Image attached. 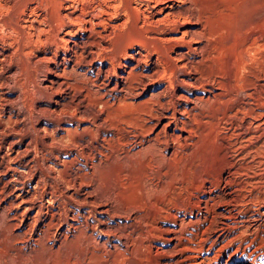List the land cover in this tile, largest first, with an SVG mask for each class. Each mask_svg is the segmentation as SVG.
<instances>
[{
    "label": "bare ground",
    "instance_id": "1",
    "mask_svg": "<svg viewBox=\"0 0 264 264\" xmlns=\"http://www.w3.org/2000/svg\"><path fill=\"white\" fill-rule=\"evenodd\" d=\"M114 1L115 3L107 5L115 8L113 12L100 3L80 7L73 3L75 5H71L72 9H70L68 5L60 1L58 10L54 12L51 9L52 12L47 14L38 13L34 6L29 7L28 18H22L25 24L20 19V13L25 12L20 5L22 1L14 4L10 1V4L0 5L6 12L0 16V191L4 192V196L2 195L4 204L1 209L6 214V218H0V264H32L31 261L36 252L47 251L48 255L56 254L57 256V251H63L72 241L68 237L72 231L77 232L75 234L77 237H72L76 240H85L89 249L90 247L104 249L102 236L108 239L113 237L118 240L116 242L118 245H121V241L124 240L136 246L137 238L134 231H137V227H140L142 222L146 223L148 215L141 212L139 207L114 203L117 200L115 193L118 191L115 189L117 187H114L115 183L107 185L108 188H102L103 191H101L102 156L121 161L144 154L153 162V165H156L155 168L150 167L151 170L146 172L148 186L156 189L159 180L163 176L166 177L163 173L165 171L161 172L160 167L170 158L167 150L172 149L175 152L182 149L185 146V140L196 131L194 122L196 123L198 119L194 120L200 111L199 102L208 101L211 96L218 97L223 93H220L223 87L229 88V82L228 86H225L223 80L216 81L214 73L217 70L212 73L211 48L214 49L216 45L214 43V46L210 48L209 39L212 32L204 25V22L202 24L203 11L200 12L202 15L199 13L197 15L195 12L197 8L198 10L201 8L200 0ZM121 9L123 10L121 25L128 22L138 24L139 20L142 22L138 24L140 29L135 31L136 34L133 33V36H130L129 33V38L126 39L119 37L125 36L128 30L125 32L119 27L120 29L115 32L118 25L110 22ZM104 12L107 15H103ZM5 27L14 28L17 35L29 37L28 43L31 42L32 33L37 31L38 35L36 34V38H33L42 44L44 53L37 56L35 60L37 63L52 62L51 66H47L48 72L51 73L49 87L52 94L53 92L63 94L70 92V88L75 89L74 99L67 101L62 97L65 100L63 103L59 102L52 108L49 105L42 108L41 116H37L31 125L25 121L27 120L25 113L20 109L19 90L12 89L11 85L17 73V67L12 64L17 60L16 57L18 58L22 49L15 45L18 40L10 39L11 37L4 31ZM86 31L87 36L80 34ZM135 46L138 48L132 51ZM60 53L63 55L59 56ZM214 54L216 56V53ZM95 62H99V65L93 70L94 67L90 65ZM79 66H87V68L85 67V71L80 73L77 70ZM247 80L250 84V79ZM156 85L159 88L151 93L152 97L142 101L145 108L141 114L127 118L118 113L127 99H135L140 96L143 89ZM228 88L225 90L229 91ZM252 92L259 95L261 89ZM236 100L238 102L239 99ZM243 107L245 112L252 114L254 106L251 107L248 103ZM261 113L255 111L251 121L250 119L244 121V117L233 119L231 133L227 137L234 140L232 139L229 143L232 145L235 141L240 149L246 145V141L251 142L260 138L264 134L259 131L262 124L260 120L263 114ZM8 122L12 124L10 133L6 131ZM234 143L233 145L236 144ZM7 148L14 151L13 157L9 156ZM260 148H256L257 155H263L261 152L263 150ZM245 149L244 147V151ZM225 161L220 174L215 176L213 170L207 173L206 177L202 176V180H199L201 183L194 186V189L197 186V189L202 188L201 191H203L202 198L196 202L197 214L199 213V217L202 216L201 219L208 218L209 210L220 198H223L220 204H225L224 210L215 213L225 216L226 219L219 224L221 232L212 239L213 245L221 237H225L228 243V241L245 239L249 235L256 239V235L264 231V206L260 207L261 203H264V187L263 190L256 191V195H252V198L248 199L250 201L246 202L247 200L238 194V191L242 189L240 182L236 181L237 173H240V164L238 165L236 158ZM25 172L29 175L27 180L24 178ZM31 180L35 183L33 186H31ZM38 188H41L42 195L46 193L53 203L57 202L58 209L51 207L47 220H39L38 214L41 212V207L36 208L38 210H35L31 224L30 221H25V217L35 206L30 193L37 191ZM114 189L117 191L115 192ZM177 199L171 200V208L175 210L182 208L180 200ZM249 204H253L254 207H249ZM156 207L158 210H155L158 213L156 216H153L155 213L152 215L155 221L159 218L158 214L160 215L166 209L168 212H164L165 217L173 219L174 224L167 226L166 229L172 234L169 238L172 241V249L178 252V249L174 247L180 244L183 218L169 211L170 206L165 207L164 204L158 203ZM1 214V216L4 215V213ZM88 217L94 221L95 224L92 223L94 225H91ZM115 218L117 220L110 224V220ZM37 220L39 225L36 236L33 237V234L29 236L32 240H36L39 247H35V243L26 236L29 230H34L33 226ZM63 226L67 228L61 232L62 237L59 238L56 234L53 238L55 235L53 229L63 231ZM147 232L146 235H148ZM55 240L59 241L57 248L53 247ZM27 248H29L28 251ZM172 249L169 250L172 251ZM219 249H221L220 246ZM86 250V253L89 252L87 248ZM95 250L94 253H96ZM82 257L84 261L86 256L82 255ZM209 257L207 262L212 264L211 259L214 256ZM43 264H49V261ZM51 264L55 263L51 262ZM261 264H264V261Z\"/></svg>",
    "mask_w": 264,
    "mask_h": 264
},
{
    "label": "rangeland",
    "instance_id": "2",
    "mask_svg": "<svg viewBox=\"0 0 264 264\" xmlns=\"http://www.w3.org/2000/svg\"><path fill=\"white\" fill-rule=\"evenodd\" d=\"M10 1L12 2V0H0L1 3L0 5H2V3L10 4L11 3ZM20 1L23 2L24 0H15V2L13 1L11 4ZM55 1L56 0H51V1L25 0L23 3L20 2V5L22 6V8H24L25 11L23 13L22 12L20 13L21 22L24 24L26 23L25 21H22V18L23 19L28 18L27 16H29V12H30L29 10L33 6L34 8H36L38 13L47 14L52 12L51 9L53 11L58 10L57 8L60 7L59 4L60 1H62L64 5L66 6L68 5L70 9H72L71 5H75V4L78 7H80L86 5L94 6L97 3L107 6L108 3H112V4L115 3L114 0H110V1L77 0L78 2L75 0H57L58 2ZM50 4L51 6H49ZM200 4H201L200 6L201 8H199V10L197 8L195 12L196 14L199 13L200 15H202V13L204 14V17L202 16L203 17L202 24L205 23L204 25H206L207 28H210L212 32L210 33L211 37L209 39L210 48L212 47V45L214 46V43L216 45L213 47L215 50L211 48V54L213 53L211 55V60H213V62L210 63L211 62L210 61L209 63L213 68L212 73H214L217 70L214 73V77L216 81L222 82L223 80V83L225 82L224 84H226L225 86H228V82L230 83L229 88L225 87L228 88L229 91L225 90V88L223 87L222 90L220 91V93L222 92L223 93L218 97L211 96V98L213 99L210 98L209 99L210 102L209 100L200 101L201 103L199 102L200 111L197 115V118L194 120L196 121L198 119L196 123L194 122L196 131L191 136L189 135V137L185 140V146H183L182 149L180 148L175 152L172 149L167 150V155L170 156V158L169 160H167V162H164V164H162L161 167L159 166L161 168V169L159 168L161 172L165 171L163 173H165L164 175L166 177L163 176L164 181L162 180L163 177L162 179L159 180L160 182L159 185L156 187V189L148 186L149 183L147 182L148 179L146 173L147 170L149 169L151 170L150 167L155 168L156 165L155 164L153 165V162L150 161V159L144 154L139 156H133L127 160H121V161L115 159H107L106 157L102 156L103 166L100 175L103 184L101 185V191H103V189L105 188H108L106 187L107 185L109 186L111 183L112 184L115 183L116 186L114 185L112 186L117 187L115 189H117L118 191L115 189L114 191L115 192L117 191L118 194L117 192L115 193L117 196L116 197L117 200L114 203L129 204L132 206L139 207L141 212H144L146 213V215H148L146 221L147 224L142 222V225L140 227H137V231L136 230L134 231L137 238L136 239L137 245L136 246L135 244L131 245L132 243L129 242L126 243L124 240L121 241L122 244L119 241V244L121 245H118L116 243L118 240L114 239L113 237L108 239L106 236H102V239L104 240L103 241L104 249L100 250L98 249V247H93V248L90 247L89 249V246L87 245L85 240L74 239L77 237V236L75 237V234L77 232L72 231L68 234V237L72 239V241L70 242L72 244L70 243L67 244V247H65L63 251L62 250L57 251L58 252L57 256H55L56 254L48 255L47 251L36 252L32 258L31 261L32 264H43L46 263L47 260L49 261V264H51V262L55 264L57 263L58 264H68V263L69 264H88V263L89 264H206L208 256H210L209 258H212L214 256V258L211 259L212 264L213 263L214 264L263 263L264 231H260L256 235V239H253L252 236L249 235L245 239H238V240H234L233 242L228 241V243H226L227 242L226 238L221 237L218 239L215 245L211 243L212 239H215V236L218 234V232H221L219 224L222 223L224 219H226L225 216H221V215L219 216L218 214L215 213L220 212L222 209L224 210L225 204L224 203L223 205L220 204L221 203L220 200L223 199L220 198L217 201V203L209 210L208 218H207L208 220L203 218L202 220L201 219L202 216L200 215L199 217L198 215L199 213L197 214L198 208L196 202L197 200L202 198L203 191H201L202 188L197 189V186L194 189V186L197 183H201L199 180H202V176L206 177V175H208L213 170H214L213 174L215 173L214 174L215 176L220 174L222 172V168H223L222 166H224L226 159L228 161V160H233V158H236L238 165L240 164L239 165L240 173H237V176L235 174V176L237 179L236 181L240 182L242 188L240 191H238V194L242 195L243 199H246L247 200L246 202H248L250 201L248 199L252 198V195H256L255 194L256 191L259 192L261 191V189L263 190L264 134L257 140L254 139L255 141L254 140L251 141L253 143L249 142L250 140L246 141L247 142L246 145H248V147L244 145L243 147H240V149L235 141L234 142L236 144L233 142L235 145H233V143L232 145L229 143L233 138H228L227 135L231 133V127H232L231 123L233 119H240L244 117V121H248L249 119H250L249 121H251L253 120L254 117L253 113H255V111H260V113L264 111V89H263L264 88V78H263L264 77V0H200ZM53 6L54 8H51ZM110 7H108L109 10L113 12L115 8L112 6ZM0 8L4 11L3 12L0 9V16L1 15L3 16L6 13L5 9L2 8L1 6ZM201 11L203 12L200 13ZM122 12L123 10L121 9L119 14H117V16H114L110 22L118 25V27L115 29V32H117L120 28L122 31L123 30H125V32L127 30L129 31V32L127 31L126 33L124 32L125 36L119 37V38L123 37L126 39L129 38L128 37L129 33L130 36H133V33L136 34L135 31H137V29H140L138 24L140 25V23L142 22L139 20L138 24L133 22H128L125 25H121ZM102 14L107 15V13L105 12ZM4 31L7 33V35H9V37H11L10 38L11 40L12 39L15 41L18 40V42L15 43V45H18V47L23 50L19 52L18 58L16 57L17 60L14 61L12 64L13 66L17 67V73L15 75V80L14 82L11 83V85H12V89L19 90L20 109L23 111V113H25V118H27V120L24 118L25 121H27V123L31 125L37 116H41L40 110L42 108L47 107L48 105L51 106L52 108L53 106L58 105L59 102L63 103V101L65 100L69 101L71 99H74L76 94L74 92L75 89L70 88L69 90L70 92L67 91L63 94L56 92H53V94L51 93L49 87L50 85L49 78H51V73L48 72L47 66L48 65L51 66L52 62L44 61L41 63H37V61L35 60L37 56H41L44 53L42 52L44 51L42 44H40L39 41L34 40V38H36V36L38 35L36 33L37 31L32 33L30 43H28L29 37H27L26 35H17V31L14 28L9 29V27H5ZM81 33L87 36L88 32L87 31L80 32V34ZM12 35L14 38L12 37ZM16 37L17 39H15ZM211 38L213 41L211 40ZM136 48L138 47L135 46L134 48H132V51H135ZM214 53H216V56ZM62 55L63 53L59 54V56ZM34 61L36 62L34 63ZM32 62L34 63V65ZM98 65L99 62H95L90 66H92V68L94 67L93 70H95ZM85 67L87 68V66H79L77 70L80 73H83L86 69ZM217 72L219 74L221 73L222 75L221 74L219 75ZM216 73L218 76L216 75ZM247 79H250V81L254 83L252 84L250 82L249 84L248 82L249 80ZM245 84H247V86H245ZM44 85H46L47 87L46 86L44 87ZM257 85L260 86L258 87ZM261 86L263 88H261ZM158 88H159L158 85L146 87L145 89L142 90V93L137 98L127 99L126 103L122 104L121 108H119L118 113L127 118L138 116L145 108V104H143L142 101L150 99L152 97L151 93L156 92ZM255 88H258L259 90ZM260 89L261 92L259 95H257L255 92H252V91H260ZM232 91L233 93H231ZM246 91L249 92L248 94L251 95L256 94V95H252L253 96L252 97L248 95ZM235 93L239 95L236 96ZM225 95L228 96V98H225L226 97ZM229 95L232 98L229 97ZM62 97H64L65 100H63L64 98ZM240 97H242L244 101H241L242 99ZM256 97L259 98L261 101H259V99L257 101ZM230 98L232 99V101ZM233 99L235 100L233 101ZM236 99H239L238 102ZM139 101H141V103ZM221 101L223 102V104ZM252 101H254L253 102L254 104L252 103ZM230 103L231 105H229ZM248 103L251 107L256 106L255 108L253 107L252 114L250 115L249 113L245 112V109L243 107L244 105H248ZM239 107L240 108L243 107V109L241 108L242 109L241 110ZM235 113L237 114V117ZM60 115L64 116L65 114H60ZM261 115L262 118L260 121L262 124H261V128H259V131H262L264 133V113H261ZM7 125L9 126V128ZM6 126H7L6 127L7 132L11 130L12 128L11 122H8ZM227 126L228 129H226ZM58 144L63 145V143L62 144L58 143ZM64 145L66 144L64 143ZM244 147L246 148L245 151H244ZM256 148L262 149L263 151L261 152L263 155L261 154L257 155ZM7 153H9L10 157H13L14 155V151L10 149L7 151ZM27 174L28 173L25 172V176H24L25 180L29 178V175ZM34 184H35L34 181L31 180V186H33ZM2 195L4 196V192L2 193V191H0V218L2 217L6 218L5 212L1 209V206L4 204V199ZM43 195L41 194V188H38L37 191H33L30 193V197L35 202V206L34 209L28 212L27 216L29 215V218H27V216L25 217L26 222L30 221L29 223L32 224L33 214L35 213V210H38L36 208L41 207L40 209L41 212L38 214V217L40 218L39 220L41 219L47 220V217L49 216L50 213L49 210H51V207L58 209L57 202L54 201L53 203V201L50 200L48 194L45 193ZM168 198H170V200ZM172 198L173 199L178 198L177 200L178 201L180 200L179 202H181L180 204L182 205L180 207L182 208H180L179 210H175L174 208H171ZM158 203L162 205L164 204L165 207L170 206L169 211H171L172 213L175 212L178 215V217L183 218V222H182L183 230L181 232L182 234H180L181 235V239L179 241L180 244L178 243V246L174 247L175 249H178V252L177 250L174 251L172 249V241L169 240L172 234L166 229L167 226H172L174 224L173 219L171 217H165V213L168 212V210L167 209L166 211L163 210L162 213L164 212L165 213L164 214L161 213L160 215L162 216L158 214L159 218L157 219V221H155L156 219L154 220V218L152 217L154 213L155 214L153 216H156V214L158 213L157 211L158 208L156 207ZM51 204L53 205L51 206ZM251 206L254 207L253 204H249V207ZM263 206L264 203L263 204L261 203L260 207L262 208ZM1 213H4V215L1 216L2 215ZM246 213L248 214V212ZM88 219L91 225L95 224L92 219H90L89 217ZM198 219H200L201 221ZM116 220H117L116 218L111 219L110 224L111 223L113 224ZM38 225H39V221L37 220L33 226L34 230L32 231L29 230L26 234L27 238L35 243V247H39V245L37 244L36 240H32V238H30L29 235L33 234V237L36 236ZM150 225L155 227V229ZM66 228L67 227L63 226V231L53 229V232L55 234L53 238H55L56 234H58L57 236L61 238L62 237L61 232H64ZM144 230H146V232L148 231L147 233L149 236L145 234L146 232H143ZM145 236L148 237L146 238ZM139 241L142 242L139 243ZM113 243H115V245H113ZM221 243L224 245H222ZM57 244H59L58 240L56 241L53 247L57 248ZM219 246L221 247V249H219ZM86 248L89 250V252L87 253H86L87 251ZM28 249L29 248H27L26 250L28 251ZM169 249H172V251ZM94 250L96 253H94ZM91 251L92 253H90ZM216 251L218 252V254ZM38 253H40V255ZM94 254L96 255V257ZM82 255L86 256V259L84 261H82L83 259ZM42 256L45 257L42 258ZM92 258L95 259L93 260ZM42 259H44L45 261Z\"/></svg>",
    "mask_w": 264,
    "mask_h": 264
}]
</instances>
